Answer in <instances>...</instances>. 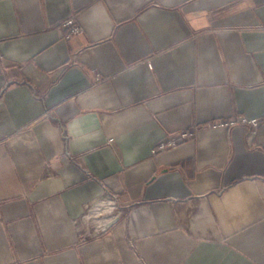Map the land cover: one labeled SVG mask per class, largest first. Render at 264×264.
I'll use <instances>...</instances> for the list:
<instances>
[{
  "label": "crops",
  "instance_id": "1",
  "mask_svg": "<svg viewBox=\"0 0 264 264\" xmlns=\"http://www.w3.org/2000/svg\"><path fill=\"white\" fill-rule=\"evenodd\" d=\"M0 264H264V0H0Z\"/></svg>",
  "mask_w": 264,
  "mask_h": 264
},
{
  "label": "built area",
  "instance_id": "2",
  "mask_svg": "<svg viewBox=\"0 0 264 264\" xmlns=\"http://www.w3.org/2000/svg\"><path fill=\"white\" fill-rule=\"evenodd\" d=\"M65 27H69V38L71 36L74 35H78V33L80 32V28L78 25H76L75 20L72 18L70 20H68L67 22L64 23ZM250 123L252 125H254L255 127L258 126V120H252L250 121ZM226 126V124H211L210 126H208L207 128H220ZM204 128H200L198 127L197 129H195V131H183L179 134L178 138H172V139H168V140H164V141H160L155 149H154V153H161L163 151L169 150V149H173L178 147L180 144L186 142V141H191V139H193L195 137V134L197 131L202 130ZM100 233V232H98Z\"/></svg>",
  "mask_w": 264,
  "mask_h": 264
},
{
  "label": "water",
  "instance_id": "3",
  "mask_svg": "<svg viewBox=\"0 0 264 264\" xmlns=\"http://www.w3.org/2000/svg\"><path fill=\"white\" fill-rule=\"evenodd\" d=\"M119 221L118 218H114L113 220H110V222H108L105 225V230H107L108 228H111L114 224H116Z\"/></svg>",
  "mask_w": 264,
  "mask_h": 264
}]
</instances>
